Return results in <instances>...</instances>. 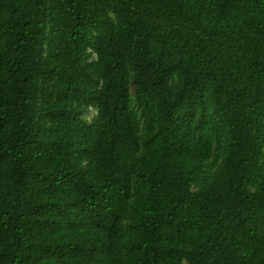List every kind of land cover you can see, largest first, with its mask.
I'll list each match as a JSON object with an SVG mask.
<instances>
[{"label":"trees","instance_id":"1","mask_svg":"<svg viewBox=\"0 0 264 264\" xmlns=\"http://www.w3.org/2000/svg\"><path fill=\"white\" fill-rule=\"evenodd\" d=\"M0 264H264V0H0Z\"/></svg>","mask_w":264,"mask_h":264},{"label":"rangeland","instance_id":"2","mask_svg":"<svg viewBox=\"0 0 264 264\" xmlns=\"http://www.w3.org/2000/svg\"><path fill=\"white\" fill-rule=\"evenodd\" d=\"M131 90H132V92L134 93V88H133V86L131 87ZM96 115H97V111H96L95 109H91V110H90V113H89L87 116H85V119H86L88 122H91L92 119H93Z\"/></svg>","mask_w":264,"mask_h":264}]
</instances>
